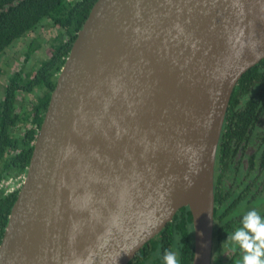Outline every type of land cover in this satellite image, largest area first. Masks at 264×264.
<instances>
[{
  "label": "water",
  "instance_id": "water-1",
  "mask_svg": "<svg viewBox=\"0 0 264 264\" xmlns=\"http://www.w3.org/2000/svg\"><path fill=\"white\" fill-rule=\"evenodd\" d=\"M263 58L264 0H96L56 76L0 264H127L184 206L191 264H210L225 112Z\"/></svg>",
  "mask_w": 264,
  "mask_h": 264
},
{
  "label": "trees",
  "instance_id": "trees-1",
  "mask_svg": "<svg viewBox=\"0 0 264 264\" xmlns=\"http://www.w3.org/2000/svg\"><path fill=\"white\" fill-rule=\"evenodd\" d=\"M96 0H0V53L25 33L35 31L43 21L56 28L49 43V54L23 77L20 71L8 76L0 99V181L7 175L24 174L29 163L32 142L55 85V80L81 24ZM30 46V45H29ZM29 52V50H28ZM28 52L25 54L27 58ZM43 89L36 101L14 111L15 93ZM259 91L257 92V90ZM264 99V58L246 70L238 79L231 93L225 112L218 147V170L228 163L230 132L234 125L255 119L258 98ZM251 117V118H250ZM250 121V120H249ZM25 127L20 135H13L15 127ZM18 188L4 192L0 189V241L7 223L10 208ZM180 237L179 243L176 237ZM175 245L180 251L181 264H191L193 231L191 214L187 206L181 207L165 227L150 239L127 264H163V254ZM157 251L159 255H157Z\"/></svg>",
  "mask_w": 264,
  "mask_h": 264
},
{
  "label": "flooded vegetation",
  "instance_id": "flooded-vegetation-1",
  "mask_svg": "<svg viewBox=\"0 0 264 264\" xmlns=\"http://www.w3.org/2000/svg\"><path fill=\"white\" fill-rule=\"evenodd\" d=\"M21 76L23 77L22 73ZM256 101V115L258 116L255 119H249L248 123L244 122L238 126L233 122L230 124L233 130L227 142L230 151L229 161L222 171L218 170L216 150L210 264H239L242 253L231 251L227 237L239 225L240 216L253 206L259 205L257 210L264 216V99L262 95ZM13 108L15 111V102ZM25 127H29V124L23 126L24 129ZM12 133L16 134L14 131ZM21 175L23 174L7 175L0 181V189L7 192L19 188Z\"/></svg>",
  "mask_w": 264,
  "mask_h": 264
},
{
  "label": "rangeland",
  "instance_id": "rangeland-1",
  "mask_svg": "<svg viewBox=\"0 0 264 264\" xmlns=\"http://www.w3.org/2000/svg\"><path fill=\"white\" fill-rule=\"evenodd\" d=\"M55 33L56 28L48 21H43L37 26L35 31L25 33L20 40H14L15 42L0 53V96L3 85L10 73L19 69L20 73L24 75L26 72L37 67L40 61L48 56L50 50L49 43ZM27 52L28 56L26 58L25 54ZM42 91L43 89L34 88L33 91L29 93L17 92L15 111L21 112L23 108L35 102L36 95L41 94ZM23 129V127H15L13 131L20 135ZM22 176L23 175H21L20 180H22ZM17 181H19V179H17Z\"/></svg>",
  "mask_w": 264,
  "mask_h": 264
},
{
  "label": "clouds",
  "instance_id": "clouds-1",
  "mask_svg": "<svg viewBox=\"0 0 264 264\" xmlns=\"http://www.w3.org/2000/svg\"><path fill=\"white\" fill-rule=\"evenodd\" d=\"M258 207L255 205L244 212L239 225L227 237L231 251L242 253L239 264H264V216L257 210ZM179 241L177 236L176 242ZM162 259L163 264H181L179 248L170 246Z\"/></svg>",
  "mask_w": 264,
  "mask_h": 264
}]
</instances>
